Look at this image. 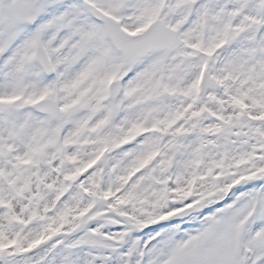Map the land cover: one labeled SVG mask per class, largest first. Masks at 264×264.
I'll use <instances>...</instances> for the list:
<instances>
[{"label": "snow or ice", "instance_id": "snow-or-ice-1", "mask_svg": "<svg viewBox=\"0 0 264 264\" xmlns=\"http://www.w3.org/2000/svg\"><path fill=\"white\" fill-rule=\"evenodd\" d=\"M0 264H264V0H0Z\"/></svg>", "mask_w": 264, "mask_h": 264}]
</instances>
